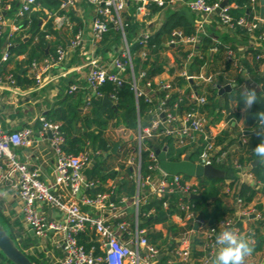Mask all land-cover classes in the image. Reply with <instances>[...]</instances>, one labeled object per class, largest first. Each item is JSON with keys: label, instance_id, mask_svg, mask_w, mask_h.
I'll list each match as a JSON object with an SVG mask.
<instances>
[{"label": "built area", "instance_id": "built-area-1", "mask_svg": "<svg viewBox=\"0 0 264 264\" xmlns=\"http://www.w3.org/2000/svg\"><path fill=\"white\" fill-rule=\"evenodd\" d=\"M95 7V17L91 29L90 43L99 46L104 35L114 28L122 34V45L114 48L110 63H101L99 58H93L86 66L89 67L85 84L72 83L67 92L83 93V109L88 111L96 99L109 98L118 104V96L115 91L108 94L102 90L107 82H112L115 87L124 83H130L137 100L138 114L140 99L153 105L150 110V121L145 127L141 126L139 115V128L135 136L137 147L131 153L128 164L134 166L133 179L137 185V194L130 198L126 195L117 196L116 188L112 184L108 191L91 195L87 193L89 188H94L97 183L92 182L85 176V170L93 159L90 151H82L73 154L66 150V137L61 129V123L46 118H40L42 123V135L49 136L52 148L56 154L57 167L55 171V184L65 187L68 195L57 192L53 185L42 178L39 166L33 165L27 159L12 151V147H31L33 144V129L24 127L14 132L4 131L0 127V183L17 177V187L22 200V214L24 224L28 231H34L38 239H44L49 235L55 238V244L64 252L61 264H194L193 236L199 233L203 243L197 245V250L203 253L201 264H212L218 250L216 236L226 228L235 229L247 240H252L244 231L240 222L252 218H261L256 199L246 204L236 195L235 188L229 184L224 187L226 195H232L236 206L235 215L226 217L220 222L209 225L207 220L199 217L195 212V204L191 198L199 194L201 183L199 177L186 178L184 174L169 175L160 167L159 155L153 146L144 147L146 139L156 137H175L180 139L179 144L184 146L190 142H199L204 137L205 144L202 153L196 163L202 165H215L223 155H218L220 146L215 144L217 137L210 131L208 119L205 113L197 109L178 115L168 106L167 100L173 91V81L157 83L156 79H148L146 69L139 73L135 72L133 53L127 38L126 27L129 26L131 16L142 25L134 43L139 42L144 46L149 44L150 39L162 30L169 13L189 10L194 14L193 26L196 34L186 35L180 28H174L166 39V46L188 47L189 59L194 55H201L200 44L202 36L206 35V28L210 24H217L224 32L238 36V30H245L250 35L248 46L239 48L244 55L249 48L257 51L256 59L261 61V69L264 71V17H261V1L249 0L250 15L235 17L232 14L239 5L235 1L228 0H86ZM6 3L0 6V37L7 26L12 27L9 33L13 37L16 31H21L22 21H32V16L40 10L38 0H21L14 15L10 17L8 24L6 11L9 6ZM67 4L62 3V8ZM248 11V10H247ZM262 31L256 34V30ZM240 35V34H239ZM48 35H46V38ZM83 32L80 31L71 42V49L85 46ZM216 52L217 48H212ZM10 56L7 51L2 60ZM69 51L59 46L55 54L34 59L28 65L35 84L38 88L45 87L48 82L55 79L54 69L61 66L68 58ZM143 61L148 59L147 50L141 53ZM228 58L236 59V52L228 50ZM187 79L213 82L212 76H206L202 72L199 76H190L185 70L181 73ZM13 84L16 83L13 75L9 76ZM233 84V83H229ZM236 85V84H234ZM254 89L264 93L261 84L251 82ZM252 88V87H251ZM219 89V86H218ZM165 92L164 96L160 93ZM190 98L197 105L207 102L206 96L199 95L193 89ZM148 152V173L142 172V151ZM234 167L238 171L239 179L243 183L253 186L256 190L264 192V184L258 180L251 171V167L234 161ZM258 193V194H259ZM166 197L163 205L168 208L173 195L177 196V208L184 213V219L198 225L197 229H191L178 239L175 247H166L164 250L153 244L147 237V229L140 227V203L146 201L147 196ZM132 200V213H129V201ZM50 208L58 216L50 220L47 209ZM152 212V211H151ZM149 212V214L151 213ZM132 217V220L128 219ZM93 234L90 240L91 246L87 248L81 243V236L87 233ZM163 258L160 259V256Z\"/></svg>", "mask_w": 264, "mask_h": 264}, {"label": "trees", "instance_id": "trees-1", "mask_svg": "<svg viewBox=\"0 0 264 264\" xmlns=\"http://www.w3.org/2000/svg\"><path fill=\"white\" fill-rule=\"evenodd\" d=\"M235 1L239 7L232 11L235 17L250 15L251 10L249 0H230ZM40 4L46 6L58 14H63L60 10L61 0H38ZM10 3L12 11L8 14L14 15L19 6L18 0H0V6ZM248 10V11H247ZM73 14V11L70 12ZM131 22L126 27L127 38L129 42L133 43L131 51L133 53V62L135 64V72L139 73L142 69H146L148 79H154L156 76L166 71L167 59L163 57V51L173 50V57L175 66L169 69L171 74L175 73L174 87L171 91V97L167 100V104L175 114L183 115L185 112L192 109H197L205 113L208 119V126L215 125L222 121L226 115H233L232 103L237 101V107L244 109L243 93L245 90L244 84L247 81L261 84L264 87V71L261 69V61H257V51L249 48L244 55L237 53L235 47L230 46L229 43L215 42L212 38L203 35L200 44L201 55H194L188 63L190 51L186 50L184 46L168 47L166 46V39L169 33L174 28L182 29L186 35L196 34V29L189 17L182 11L169 13L167 20L164 23L162 30H160L155 37L150 39L149 44L144 46L139 42L134 43L142 25L135 21L134 18L128 16ZM39 19L33 15L32 21L29 25L28 20L22 21L23 29L19 33H15L13 37L7 39L6 36L0 37V61L1 50L8 45L11 55L26 54V59L21 61L22 64H28L34 59H41L47 56L46 49L49 47V53L55 54L56 47L61 41L55 40L49 42L46 39L47 34H54L58 36L56 31L50 24L46 26L47 30L40 27ZM78 28L74 30L76 33ZM262 31L261 28L256 30V34ZM238 33L249 39L250 35L245 30H238ZM122 45V34L120 31L111 28L105 35L101 43L103 52L112 51ZM229 46V47H228ZM217 48V52L211 54V48ZM234 49L236 52V59L227 60L224 57L225 51ZM147 50L148 59L143 61L141 53ZM247 69L250 77L247 79L242 76L241 70ZM187 71L190 76H199L205 71L206 76H212L213 82H206L200 79L201 83L197 86L196 91L199 95L206 96L207 102L202 105H197L191 100L190 95L193 91L194 84L190 82L185 76L181 75L183 71ZM23 82L31 83V80L24 79ZM229 83H236V86L230 93L220 94L218 86H224ZM177 87L186 90L175 91ZM248 89H253L245 85ZM102 90L107 94L115 91L118 96V109L115 110L110 105L104 103L103 99H96L93 101L92 107L86 112L81 111L83 105V93L75 92L66 95L60 99V110L54 109L46 118L61 123V129L66 137V150L73 154H79L82 151H90L92 153V163L86 168L85 173L92 182L107 183L108 180L113 179L117 181L119 192H123L126 196L132 198L136 195V183L131 179L132 171L130 167L126 168L127 181L119 178L120 171L115 170L117 160L119 158L120 149L113 154L112 144L106 137V131L111 128L124 126L126 129L137 133L139 128V115L141 119V126L145 127L150 121V110L153 105L140 99L139 114L137 107V100L130 83H124L120 87H115L112 82H107ZM258 101L247 110V119L249 129L253 132L251 134L243 135L238 129L237 125L233 127V132L229 130L222 131L215 138V144L220 146L218 155H223L214 164L218 168L226 171V178H204L200 179L201 188L198 197H192L191 201L195 204V212L199 217L207 220L209 225L216 224L226 217L235 215L236 208L228 207L225 204L224 186L226 182L231 187L235 188V193L241 197L246 204L252 203L258 196L259 191L253 186L243 183L239 179L238 171L234 167V161L238 160L241 164L251 167V171L256 178L264 184V163H256L257 158L253 149L261 142V137L256 135V130L259 125L255 114L264 111V93L257 90ZM166 93L161 92L164 96ZM236 118L240 114H235ZM132 147L127 149L125 156L130 151H134L137 147V141L131 140ZM180 139L175 137H164L158 139L152 137L146 139L144 147L158 146L160 148L167 147V158L169 161H182L185 156H189L190 160L196 163L200 154L203 151L205 140L201 136L199 142H190L187 145H180ZM148 152L144 149L142 151V172L148 173ZM120 168H124L120 165ZM189 178V176H185ZM88 191L92 195L103 192L102 186L89 188ZM167 200L166 197L147 196L146 201L140 203V227L147 229V237L153 243L158 245L161 249L166 247H175L177 240L182 238L186 232L184 228L180 227L173 221V216L179 214L184 217V213L177 208V196L173 195L170 199V205L165 208L163 203ZM258 211L261 213V218H255L250 221L249 229L246 230L247 235L252 237L253 251H264V206L262 204L256 205ZM0 205V223L7 231V233L14 239L17 246L33 261L35 264H51L45 253L34 249L35 253L30 251L31 248L36 247V239L27 232L22 222L19 219L12 220L2 213ZM152 211V212H151ZM149 212H151L149 214ZM242 222L240 226L242 228ZM162 224L167 231L166 234L162 230H157L156 225ZM191 228V227H190ZM243 229V228H242ZM245 231V230H244ZM94 237L89 232L81 236V243L90 248V240ZM203 243V239L199 233L193 236L194 244V264H201V257L203 253L197 250V245ZM164 264L165 258L161 260ZM14 264L0 251V264ZM245 264H247L245 260Z\"/></svg>", "mask_w": 264, "mask_h": 264}, {"label": "crops", "instance_id": "crops-1", "mask_svg": "<svg viewBox=\"0 0 264 264\" xmlns=\"http://www.w3.org/2000/svg\"><path fill=\"white\" fill-rule=\"evenodd\" d=\"M19 4L21 0H18ZM62 3H66V8H62V3L60 6V10L64 11L63 14H58L56 11L43 6L40 4V10L36 12L34 15L39 19L40 27L43 30H47L46 26L48 24L51 25L56 31H58V36L54 34H47L46 38L49 42H54L55 40L61 41L59 45H57L56 50L59 46H63L68 49L69 56L67 60L59 67L54 69L55 79L48 82V84L43 88H38L35 84V80L32 77L30 69L28 68V64H22L21 61L26 59V54L22 55H11L6 59L2 60L5 53L9 51L8 45H6L1 50V61H0V127L4 131L14 132L16 130H20L24 127H31L33 129V144L31 147H12V151L17 153L21 159H27L33 165L39 166L42 171V178L47 183L53 185L54 189L63 194L64 196L68 195V190L65 187L59 186L55 184V171L57 167V158L56 154L52 148L50 137L42 135V123L40 118L43 116H48L54 109L60 110L61 106L59 101L63 98L68 90V87L72 83H80L85 84L86 76L89 71V67L86 66L87 63L91 61L93 58H99L101 63L109 64L110 56L113 52L106 51L103 52V48L101 47V43L99 46H94L90 43V35L93 20L95 17V7L89 4L86 0H61ZM9 6L8 11H6V16L8 18V24L11 23L10 17L12 15L8 14L12 11V7L10 3L7 4ZM73 11V14L70 12ZM191 21L194 20V14L189 10H183ZM15 13V12H14ZM78 28V31L75 33L74 30ZM12 31V27L10 25L7 26L6 32L3 36H6L7 39L11 38L9 33ZM82 31L85 38V46L79 48L74 52L71 49V42L74 40L76 35ZM19 33V31H16ZM208 36L212 38L215 42H225L229 43L230 46H234L237 53L242 55V52L239 51V48L243 46H248L250 42L249 39H245L241 34L238 36L224 32L217 24L213 23L208 25L206 28ZM15 34V33H14ZM229 47V46H228ZM188 50V47H185ZM212 49V48H211ZM210 49V50H211ZM229 50V49H228ZM228 50L225 51L224 57L227 60L228 58ZM234 50V49H233ZM10 52V51H9ZM49 47L46 49L47 56L52 55L49 53ZM173 50L163 51L162 55L167 60L166 71L162 74L155 77L157 83L161 82H169L174 81L175 73L171 74L169 69L175 66V60L173 57ZM217 52V51H216ZM215 52L211 51V54ZM212 54V55H213ZM21 69H24L22 73H20ZM205 73V71H203ZM241 74L245 78H249L250 74L247 69H242ZM13 75L16 80V83L13 84L9 79V76ZM20 77V82L18 80ZM28 79L31 80V83H24L23 80ZM201 80H194V86H197L201 83ZM236 84V83H233ZM245 85L254 88L251 86V81H247ZM194 89V87H193ZM175 91H184L186 90V86L183 88L177 87L174 89ZM196 90V89H194ZM238 102L235 101L232 103L233 107V115H226V117L220 121L219 123L212 125L210 127V131L214 135H219L222 131L229 130L233 132V127L237 125L238 129L242 132L243 135L245 131H252L249 129L247 112L243 109L237 107ZM83 106V105H82ZM81 111L86 113L82 107ZM240 114V117L237 119L235 114ZM119 128H123L125 131L130 132L131 136L128 140H124L120 143V154L116 163L115 170L120 171L119 178L123 179V181H127V173L126 168L130 167L132 171V175L128 176L133 179L134 166L128 164V159L132 155L131 153L134 151H130V153L125 156V152L127 149L132 147L131 140L135 139L136 133L131 130L126 129L124 126H120L117 128H111L117 130ZM108 131V130H107ZM106 131V132H107ZM253 132V131H252ZM251 132V133H252ZM250 133V134H251ZM107 137V136H106ZM108 139V138H107ZM109 140V139H108ZM110 141V140H109ZM111 143V142H110ZM114 146V143H111ZM113 149V148H112ZM117 153V152H116ZM115 154V153H113ZM120 165H123L124 168H120ZM85 173V172H84ZM85 176L88 180L89 177L85 173ZM134 180V179H133ZM97 186H102L104 191H108L110 185H114L116 188V195H126L123 192H119V187L116 180L110 179L107 183L103 184L99 181L95 182ZM136 183V182H135ZM228 185L226 182L225 186ZM224 186V187H225ZM96 187V186H95ZM234 188V187H232ZM103 191V192H104ZM87 193L90 192L87 190ZM136 194H137V185H136ZM92 195V194H91ZM225 204L228 207L236 208L234 197L232 195H226L224 197ZM257 204H262L264 206V192H260L256 198ZM0 205L2 207V213L11 218L12 220L19 219L24 228L26 226L24 224V218L22 214V200L19 195V189L17 187V177L13 176L9 180H6L0 183ZM133 208L129 205V213H132ZM47 213L49 218H56L58 214L52 211L50 208L47 209ZM130 220L132 217L129 216ZM173 221L179 225L180 227L186 229L185 231H189L191 229H195V223L189 220L184 219V217L176 214L173 216ZM255 218H250L243 221L242 228L243 230L249 229L250 221ZM191 227V228H190ZM157 230H162L166 234V230L164 229L162 224H158L155 226ZM143 229V228H142ZM146 229V228H145ZM27 230V229H26ZM28 233L30 231L27 230ZM31 235V234H30ZM32 236V235H31ZM37 245L34 248H31L30 251L35 253L34 249H38L45 253L46 257L50 261L51 264H61V261L64 257V252L62 249L58 248L55 244V238L53 235H49L44 239H38L36 236H33ZM252 245V240H249ZM247 264H264V251L254 252L253 250L250 252V255L246 257Z\"/></svg>", "mask_w": 264, "mask_h": 264}, {"label": "water", "instance_id": "water-1", "mask_svg": "<svg viewBox=\"0 0 264 264\" xmlns=\"http://www.w3.org/2000/svg\"><path fill=\"white\" fill-rule=\"evenodd\" d=\"M228 0L224 1L222 6L226 5ZM261 17H264V0L261 1ZM213 54V53H212ZM24 69H21L20 73L23 72ZM20 82V77H18ZM191 83H194L193 79H190ZM236 85L227 84L224 86H219V93H230ZM196 89V86H194ZM104 103L110 105L115 110L118 109V104L113 103L109 98H105ZM252 131H245V134H250ZM120 144L117 143L113 146L112 152L116 153ZM156 153L159 155L160 159V167L161 169L169 175H178L184 174L189 177H199L201 179L204 178H226L227 173L225 170L218 168L215 165H202L198 163H194L190 160L189 156H185L182 161L174 162L169 161L167 158V147L160 148L158 146L153 147ZM258 163V161L254 162V165ZM199 195L195 194L192 197H198ZM255 215L252 216L254 218ZM50 220H52L50 218ZM198 228V225H195V229ZM32 236H35L34 231H30ZM249 242V240H248ZM250 252L253 250L251 243L249 242ZM0 251L14 264H35L30 258L17 246L14 239L7 233L4 227L0 223ZM163 258V255L160 256V259Z\"/></svg>", "mask_w": 264, "mask_h": 264}, {"label": "clouds", "instance_id": "clouds-1", "mask_svg": "<svg viewBox=\"0 0 264 264\" xmlns=\"http://www.w3.org/2000/svg\"><path fill=\"white\" fill-rule=\"evenodd\" d=\"M258 101L257 91L245 87L243 93L244 111L247 112ZM259 125L256 135L261 137V142L253 149L254 155L259 158V163H264V111L255 114ZM218 250L212 264H245L246 257L250 255L248 240L235 229L226 228L216 236Z\"/></svg>", "mask_w": 264, "mask_h": 264}, {"label": "rangeland", "instance_id": "rangeland-1", "mask_svg": "<svg viewBox=\"0 0 264 264\" xmlns=\"http://www.w3.org/2000/svg\"><path fill=\"white\" fill-rule=\"evenodd\" d=\"M167 60L169 61V58L166 57ZM106 136L107 138L110 140L111 143H114V144H117V143H121L123 142L124 140H128L129 137L131 136L130 132L128 131H125L123 128H119L117 130H114V129H109L107 132H106ZM136 136V135H135ZM134 136V137H135ZM133 145V144H132ZM135 153V152H133ZM129 205L131 206V203H132V200L130 199L129 201ZM132 208V207H131ZM12 264V263H10Z\"/></svg>", "mask_w": 264, "mask_h": 264}]
</instances>
